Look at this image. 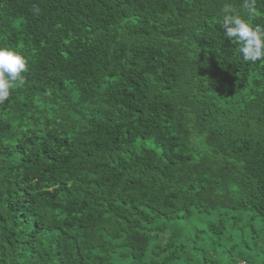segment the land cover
<instances>
[{
	"label": "trees",
	"instance_id": "16d2710c",
	"mask_svg": "<svg viewBox=\"0 0 264 264\" xmlns=\"http://www.w3.org/2000/svg\"><path fill=\"white\" fill-rule=\"evenodd\" d=\"M226 3L245 15L0 0L28 62L0 103V264H264V62L224 37Z\"/></svg>",
	"mask_w": 264,
	"mask_h": 264
},
{
	"label": "clouds",
	"instance_id": "9594fccd",
	"mask_svg": "<svg viewBox=\"0 0 264 264\" xmlns=\"http://www.w3.org/2000/svg\"><path fill=\"white\" fill-rule=\"evenodd\" d=\"M258 0H244L245 15L226 3L219 24L224 37L234 41L245 62H264V26L255 25L250 17L256 12ZM28 62L15 48L0 46V103L7 101L12 91L25 84Z\"/></svg>",
	"mask_w": 264,
	"mask_h": 264
},
{
	"label": "built area",
	"instance_id": "2783aa9c",
	"mask_svg": "<svg viewBox=\"0 0 264 264\" xmlns=\"http://www.w3.org/2000/svg\"><path fill=\"white\" fill-rule=\"evenodd\" d=\"M240 264H249V263L246 261H242Z\"/></svg>",
	"mask_w": 264,
	"mask_h": 264
},
{
	"label": "rangeland",
	"instance_id": "374dc122",
	"mask_svg": "<svg viewBox=\"0 0 264 264\" xmlns=\"http://www.w3.org/2000/svg\"><path fill=\"white\" fill-rule=\"evenodd\" d=\"M199 225V224H198ZM219 250H220V248H219Z\"/></svg>",
	"mask_w": 264,
	"mask_h": 264
}]
</instances>
